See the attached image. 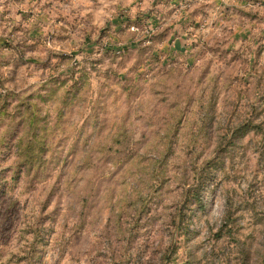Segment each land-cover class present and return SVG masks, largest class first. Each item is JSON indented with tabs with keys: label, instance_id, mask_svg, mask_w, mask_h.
I'll return each instance as SVG.
<instances>
[{
	"label": "rangeland",
	"instance_id": "obj_1",
	"mask_svg": "<svg viewBox=\"0 0 264 264\" xmlns=\"http://www.w3.org/2000/svg\"><path fill=\"white\" fill-rule=\"evenodd\" d=\"M0 264H264V0H0Z\"/></svg>",
	"mask_w": 264,
	"mask_h": 264
}]
</instances>
